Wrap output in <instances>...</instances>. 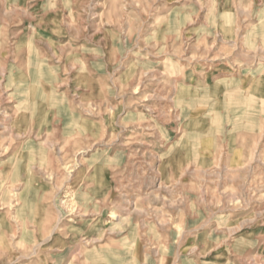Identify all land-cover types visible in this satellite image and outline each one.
Wrapping results in <instances>:
<instances>
[{
	"label": "rangeland",
	"instance_id": "rangeland-1",
	"mask_svg": "<svg viewBox=\"0 0 264 264\" xmlns=\"http://www.w3.org/2000/svg\"><path fill=\"white\" fill-rule=\"evenodd\" d=\"M237 73L264 0H0V264H264Z\"/></svg>",
	"mask_w": 264,
	"mask_h": 264
},
{
	"label": "crops",
	"instance_id": "crops-1",
	"mask_svg": "<svg viewBox=\"0 0 264 264\" xmlns=\"http://www.w3.org/2000/svg\"><path fill=\"white\" fill-rule=\"evenodd\" d=\"M23 4V3H22ZM258 26V23L256 24ZM260 38V37H259ZM218 81L225 86L224 96L230 99H239L242 110L249 111L254 103L256 105L257 113L261 114L254 125L247 122V128H252L257 126H262L264 124V76L263 74L252 73L244 74L237 73L230 76H222ZM222 84H215V88L218 91H221ZM228 84L231 85L228 87ZM251 121V118H250ZM247 149H245L246 151ZM251 149H249L250 152ZM246 158V157H245Z\"/></svg>",
	"mask_w": 264,
	"mask_h": 264
}]
</instances>
